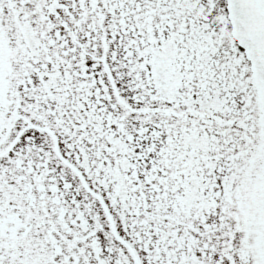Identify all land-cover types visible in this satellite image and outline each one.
I'll return each instance as SVG.
<instances>
[{"label": "snow or ice", "instance_id": "snow-or-ice-1", "mask_svg": "<svg viewBox=\"0 0 264 264\" xmlns=\"http://www.w3.org/2000/svg\"><path fill=\"white\" fill-rule=\"evenodd\" d=\"M0 264H264V0H0Z\"/></svg>", "mask_w": 264, "mask_h": 264}]
</instances>
